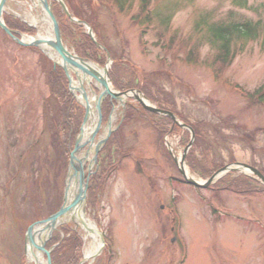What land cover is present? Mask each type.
Here are the masks:
<instances>
[{
	"label": "rangeland",
	"instance_id": "1",
	"mask_svg": "<svg viewBox=\"0 0 264 264\" xmlns=\"http://www.w3.org/2000/svg\"><path fill=\"white\" fill-rule=\"evenodd\" d=\"M121 1L122 15L114 7L100 17L108 46L118 54L124 49V59L128 57L155 82L147 87L159 90L158 98H168L178 113L202 129L208 160L216 165L244 163L264 169V104L254 97L264 87V35L256 41H236L234 50L240 53L217 76L213 66L216 49L204 37L206 22L250 19L262 20L264 25V0H245L246 7L233 0H150L155 19L154 28L143 37L146 45L138 34L140 26L131 20L139 14L141 0ZM34 4L33 0H9L6 14L29 25H34L29 16L37 17L39 33L51 35ZM166 18L171 19L168 28L159 23ZM191 49L195 63L189 65L185 57ZM52 64L49 55L17 46L0 30V264H27L25 230L38 219L34 204L43 219L58 203L57 154L52 141L59 130L62 102L52 92V88L55 92L61 89V82L51 75ZM130 103L139 114L127 112L107 143H111L110 155L107 151L99 155L88 190L86 216L103 232L108 246L91 264H108L109 251V264H264L261 188L246 182L224 189L238 180L235 174L226 185L218 183L217 189L181 183L163 145L162 133H168L171 125L146 116L136 101ZM115 111L113 127L117 128L123 110ZM188 138L177 129L167 140L179 156ZM117 144L131 152L110 176L100 197L103 206L94 211L92 190L98 184L100 166L110 168ZM194 174L202 180L208 177ZM67 226L75 229L74 223ZM77 234L83 257L90 241L83 230Z\"/></svg>",
	"mask_w": 264,
	"mask_h": 264
},
{
	"label": "trees",
	"instance_id": "2",
	"mask_svg": "<svg viewBox=\"0 0 264 264\" xmlns=\"http://www.w3.org/2000/svg\"><path fill=\"white\" fill-rule=\"evenodd\" d=\"M69 10L74 14L76 18L81 21L88 23L92 29L94 30L99 42L103 44L108 52L110 53L114 64L111 71V78L113 81V85L116 89L120 91H127L129 89L138 88L140 89L146 97H148L153 102L157 103L161 108L163 107L162 102L156 97L155 92L152 91L151 87H147V84L150 83L151 86L155 82L152 80H148L144 73L135 66H132L128 62H125L122 56H120L115 50H112L109 46H107V39H105L103 34V24L101 23L100 17L102 15H108V10L103 0H82V2H78V0H65ZM115 6H118L121 13L123 11V6H119L121 1L120 0H108ZM234 2H238V6H247V2L245 0H233ZM123 2V1H122ZM55 13L60 21L61 29L63 34L66 38L74 45L76 53L85 59H89L100 66H105L106 58L101 50L97 48V46L92 42V40L87 36L82 34L81 28L79 26H75V30L73 29L72 25L69 24L67 19L64 15L61 14L59 7L54 4ZM264 13V6L261 7ZM253 9V8H252ZM260 9V8H259ZM150 10V0H142L141 4V17L143 14ZM259 11L258 9H255ZM232 16V15H231ZM144 23L147 25V29L152 30L154 24V16L153 13L149 14L148 17L144 18ZM170 18H166L163 20H159V23L162 26L168 28L170 23ZM205 21V19L203 20ZM207 21V20H206ZM5 23L6 25L13 31L26 33L30 35L35 34V30L27 27L25 24H22L19 20L13 19L9 16H5ZM206 26V36L205 40L209 42L215 49H216V56L213 59V66L217 68L215 75H220L223 72V69L228 68L237 55L240 53L238 50L235 49V42L238 40L243 41H256L259 39L260 35H264V25L263 21L259 20L254 22L250 19L246 20H233L228 22L226 21H219L216 23H204ZM203 40V39H202ZM201 41V40H200ZM200 44V42H199ZM198 44V45H199ZM262 46L264 47V36L262 41ZM192 49L188 52V62L190 64L195 63V57L191 55ZM193 53V52H192ZM224 69V70H225ZM225 72V71H224ZM223 72V73H224ZM222 73V74H223ZM53 77L57 78V81L61 84V89L57 88L56 92L52 88V92L58 96V99L61 100L62 104L59 105V114H60V121L57 123V128L59 130L53 133V151L57 154L56 160V169H57V205L53 208L48 210V216L57 212L61 205L63 204V190H64V182L68 171L69 165V158L70 153L74 148L76 136L79 133V130L83 123L84 117V109L74 100L68 90V82L65 76V73L61 68H57L53 70L51 73ZM58 83V85H59ZM51 85V84H50ZM159 93V90L156 92ZM264 93V87L257 91L254 95L259 96ZM254 96V97H255ZM264 102V98L261 100ZM112 109V104L110 100H106L103 105V121L108 118V115ZM175 110V109H174ZM127 112H135L138 113L134 108L128 107ZM139 114V113H138ZM144 114L150 118L157 119L155 115L150 113L144 112ZM181 120L187 123L196 134V143L192 151L188 156V164L193 171L200 172L202 176H212L216 170H218L221 165H216L214 161H210L206 158L204 153V144L203 140H205V133L202 132L197 125L194 123H190L183 115L180 113H176ZM131 118V117H130ZM159 119V118H158ZM160 120L166 122L167 124L171 125V121L167 118H161ZM176 132V130H175ZM167 133L163 132L162 135L165 136ZM162 136V138H163ZM161 138V139H162ZM111 143L108 144L104 148V152H108L110 155V148ZM117 152L114 156V162L107 170L103 169L104 166L101 164L100 166V174L98 179V184L95 190H92L93 194V201L92 206L95 207L96 204V197L102 188L103 181L108 176L110 171L113 169L115 170L120 162V160L125 159L128 157L127 154L131 151H124L121 148L120 144L116 146ZM102 151V152H103ZM101 152V154H102ZM46 154V152H44ZM202 156L201 160L197 159L196 154ZM40 157V161H41ZM264 173V169H261ZM228 179L223 180L220 183L226 185ZM246 182H252L254 185H258L262 192H264V187L260 185L258 182L253 181L249 178L240 177L238 180L232 181L229 185H226L224 189L228 190L232 188L234 185L238 186L245 185ZM47 184V183H46ZM246 189V188H245ZM235 193L237 191H234ZM245 192V191H244ZM250 192V191H249ZM243 193V192H242ZM252 193V192H251ZM62 233L64 234V240L61 239L60 235H56L52 241L47 245V249L49 250L54 245H58V247L51 253V261L52 264H80L83 260L82 257V242L78 237L77 232L70 229L69 226H63L61 228ZM73 247V251L68 253L69 247Z\"/></svg>",
	"mask_w": 264,
	"mask_h": 264
},
{
	"label": "water",
	"instance_id": "3",
	"mask_svg": "<svg viewBox=\"0 0 264 264\" xmlns=\"http://www.w3.org/2000/svg\"><path fill=\"white\" fill-rule=\"evenodd\" d=\"M8 0H0V29L5 32V34L13 40L15 43H17L20 46L23 47H35L40 49L45 55H49V51L55 52L61 59L62 64H57L60 67L63 68V70L66 73V76L68 78L69 84H70V91L74 94V92H78L81 95V98L83 100V105L86 110V114L84 117V122L82 125V128L80 130V134L77 137L75 148L70 156V165H69V172L66 178V186L64 191V204L60 208V210L50 216L49 218L39 221L32 225L26 234V243H27V250L32 249V252L35 251L41 254L44 258H46L42 264H51V252L46 250L47 243L51 240L53 234L55 231L58 230V228L63 225L67 224L66 219L75 211L78 209L81 210V212L84 214L85 210L87 208V191L89 188V181L90 177L94 174L92 173V169L97 165V157L100 151L103 149V147L106 145L108 139L110 138L112 134L111 129V123L112 119L110 118L107 124V131L104 134L103 138L100 139L96 145H94L95 138L97 137L100 129L102 128V103L107 98L110 97L112 100H115L119 102L122 107H125L126 100L125 97H128L127 93H119L115 90L110 89V86H112V82L109 77V68L106 67L104 69H101L98 65V68H100L106 79L99 74L95 73V71L91 72L89 71L85 66L84 63L87 62L84 59H81L75 55H73L69 49L66 47L65 41L62 36V32L60 29V24L53 12L52 8V2L55 1L58 4L62 6V9L64 13L70 18L71 15L68 12V9L64 3L63 0H37L39 3V8L42 10L46 18L48 19L50 31H51V38L50 39H35L33 37H28L24 35H20L17 37V33L10 30L5 22H4V13L5 8L7 5ZM74 20V19H73ZM75 21V20H74ZM77 23H80L78 21H75ZM86 25V24H84ZM87 26V25H86ZM88 27V26H87ZM89 29V35L94 38L92 30ZM33 39V42H27L25 41V38ZM90 63V62H89ZM93 64V63H92ZM81 71L82 76L88 77L94 81H97L100 86L102 87L103 91L99 93V95H96L95 91L91 87V83L88 84V89L90 90L91 94L94 95L97 99L95 104V112H96V125L94 127L93 132L88 137H85V128L90 120V106L87 105V92L84 90L83 79L84 77L79 76L78 72ZM71 74H74L78 80V86L74 85L73 79L71 77ZM85 81V80H84ZM91 82V81H90ZM135 94L134 99L138 101L140 104L143 105V107L150 112H153L155 114H159L162 116H167L171 118L174 121L175 125L181 126L185 128L184 125H181L178 123L176 117L168 112L156 109L152 107L151 105L145 103L140 96H136ZM194 142V136L192 137V141L189 144V146L186 148L184 155L182 156L180 164L177 162L179 172L181 173L182 177L185 179V181L197 188L206 189L213 185L220 177L225 175L228 172L231 171H238L245 175L247 173H244V171H247L248 173L255 176L256 179H258L263 185H264V176L255 168L250 167L245 164H235L234 166H227L220 171H218L212 178L209 180L200 183L195 181L194 179L188 178L186 175V172L184 171V164L186 159V154L188 150L191 148ZM87 150L85 152V156H83V159H78L81 151L87 147ZM91 157V158H90ZM89 164L87 167V170L84 169L86 164ZM73 178L77 179L79 188L77 194H75L73 200L69 201L68 193H69V183ZM80 224L83 226L85 230H88L85 226L84 220L81 219Z\"/></svg>",
	"mask_w": 264,
	"mask_h": 264
},
{
	"label": "bare ground",
	"instance_id": "4",
	"mask_svg": "<svg viewBox=\"0 0 264 264\" xmlns=\"http://www.w3.org/2000/svg\"><path fill=\"white\" fill-rule=\"evenodd\" d=\"M29 17H30V20L33 21L36 26H39L37 17L33 18L31 15ZM42 20H44V22H46L47 24L50 23L45 15L42 18ZM50 38H51V35L48 34L45 37V36H42V34L40 32L39 35L35 39H50ZM32 40L33 39L25 38V41H27V42H29V41L33 42ZM48 53L54 61H56L59 64H62L60 57L55 52L49 51ZM84 66L89 71H91V72L95 71V73L99 74L100 76H102L106 79L103 71L100 68H98L97 66H95L94 64L85 62ZM76 72H78L79 76H82L81 71H76ZM82 77H84V78H82L83 79L82 85H84V87L88 86L87 83L89 82L93 85H96L99 89H101L103 91L102 87L100 86V84L97 81L95 82L94 80H92L88 77H85V76H82ZM110 89L114 90L112 86H110ZM81 100H82V98H81ZM96 101H97V99L94 95H90L87 93V105L90 106V115L91 116H90V120H89V122L85 128V137H88L91 134V132H93L94 127L96 125V119H97L96 112H95ZM113 119H115V114L113 115ZM83 156H85V155H83ZM83 156L79 157L78 159H80V160L83 159ZM184 171L186 172V175L188 178L194 179L198 182L200 181L199 180L200 178H198L195 174L191 173L186 166L184 168ZM244 173H248V172L244 171ZM257 182L263 186V184L259 180ZM78 188H79V185H78L77 179L73 178L71 180V182L69 183V193H68L69 201L73 200L75 194H77V192H78ZM81 219L84 220L85 226L88 229V231H85L83 229V227L80 226L81 224L79 221ZM66 222L74 223L75 229L78 232L83 230L86 233V236H87L86 240H89L90 242H89V248L85 251V254H84L85 261L88 262L89 264L93 263L94 259L99 255V253L101 252L102 247H103L102 237L100 236V234H98L95 224L92 221H90L88 219V217L86 216V213L83 214L80 209L75 211V213L71 214L66 219ZM43 261H44V257L41 254H39L36 251L33 253L32 249H28V251H27V264H42Z\"/></svg>",
	"mask_w": 264,
	"mask_h": 264
}]
</instances>
